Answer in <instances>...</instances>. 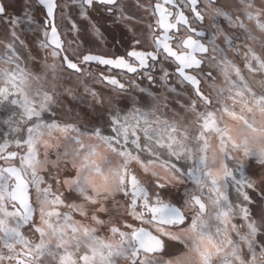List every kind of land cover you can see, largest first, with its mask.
<instances>
[{
  "label": "snow or ice",
  "instance_id": "1",
  "mask_svg": "<svg viewBox=\"0 0 264 264\" xmlns=\"http://www.w3.org/2000/svg\"><path fill=\"white\" fill-rule=\"evenodd\" d=\"M138 6L0 0V264H264V0Z\"/></svg>",
  "mask_w": 264,
  "mask_h": 264
},
{
  "label": "clouds",
  "instance_id": "2",
  "mask_svg": "<svg viewBox=\"0 0 264 264\" xmlns=\"http://www.w3.org/2000/svg\"><path fill=\"white\" fill-rule=\"evenodd\" d=\"M92 144L94 148L82 154L77 161V168L81 175L86 177V185L89 190L102 191L113 179L105 166V158L110 157L111 154L104 145L95 141H92ZM97 166L100 171H95ZM114 166L117 165L114 164ZM188 255L195 256V253L189 252Z\"/></svg>",
  "mask_w": 264,
  "mask_h": 264
},
{
  "label": "rangeland",
  "instance_id": "3",
  "mask_svg": "<svg viewBox=\"0 0 264 264\" xmlns=\"http://www.w3.org/2000/svg\"><path fill=\"white\" fill-rule=\"evenodd\" d=\"M138 2H139V0H123V3L125 4V13H126V15H128L129 17L132 18L131 21H130V23L132 25H135L138 21H142V20L146 22V19H147L145 17V15H144L143 9H141L138 6ZM2 29H3V26L0 25V31H2ZM28 39L31 41L30 46L38 47L39 40L33 33H31V32L28 33ZM143 86L144 87H148L149 85L147 84V82H145V84ZM151 87L153 89H159L160 88V86L158 84L152 85ZM144 100H145V102H149V98L146 97V96L144 97ZM77 111H80L81 114H83V112L87 111L86 106L79 105L77 107ZM251 159L252 158L250 157L248 162H247V164H246V173H249L248 169H249V167H251V165H250V160ZM247 165H249V166H247ZM252 168H254L252 172H256L257 173V177H254V178H258L259 177V173L261 171L260 165L252 167Z\"/></svg>",
  "mask_w": 264,
  "mask_h": 264
},
{
  "label": "flooded vegetation",
  "instance_id": "4",
  "mask_svg": "<svg viewBox=\"0 0 264 264\" xmlns=\"http://www.w3.org/2000/svg\"><path fill=\"white\" fill-rule=\"evenodd\" d=\"M252 159L250 160V165H251V167H249V173H250V171L252 172L253 171V169L254 168H252V167H255V166H258L259 164L257 163V161H256V159H255V157H251ZM255 159V160H254ZM247 166H249V165H247Z\"/></svg>",
  "mask_w": 264,
  "mask_h": 264
}]
</instances>
